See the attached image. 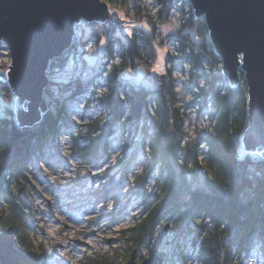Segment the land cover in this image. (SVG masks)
<instances>
[{"label": "trees", "instance_id": "trees-1", "mask_svg": "<svg viewBox=\"0 0 264 264\" xmlns=\"http://www.w3.org/2000/svg\"><path fill=\"white\" fill-rule=\"evenodd\" d=\"M105 1L112 4L119 0ZM120 1L126 4L131 0ZM155 1L152 7L138 5L136 8L138 13L143 11L139 14L151 31L138 26L127 38L116 33L105 41L102 53L108 55L106 59L112 64L104 90L96 97L110 119L104 123L101 122L104 119L95 117L89 122L92 131L74 135L71 147L72 153L82 159L96 160L99 156L101 159L108 149L107 135L114 127L123 123L137 126L143 121L149 123L141 140L148 163L137 179L145 184L153 178L154 195L145 203L140 216L121 229L120 235L126 244L120 250L123 256L108 258L103 253L89 256L85 264H123L135 248L139 250L158 227L164 224L165 228L167 223L171 224V233L177 239L175 246L178 247L181 239L190 240L184 250L179 249L182 264H247L256 244L264 255V157L254 152L242 155L249 125L245 73L240 72L238 85H231L223 72V60L215 50L207 22L196 15L190 0ZM179 3H188L190 7L174 35L162 39L160 24ZM95 23L104 27L101 22ZM96 31L93 28L92 32ZM89 40L83 35L80 39L75 37L67 52ZM168 44L172 49L165 51L164 69L157 71L158 46L165 50ZM185 63L191 65L194 78L198 75L204 78L203 84L192 85L196 88L198 114L203 116L211 109L215 118L211 130L195 137L189 136L186 124L189 114L177 91L176 69ZM60 64H63L61 56L50 61V67ZM139 69L145 73L148 83H137L126 75ZM79 79L72 82V85L76 82L75 88L67 90L74 89L75 94L90 89ZM0 90L3 97L10 96L4 90L13 93L10 84L1 79ZM6 100L5 113L0 116V227L12 226L17 247L29 255L32 264H42L46 247L42 242L36 243L30 233L33 221L27 165L31 157L39 155L42 143L55 134L61 120L73 125L75 122L70 120L65 103L56 96L52 97L55 110L49 105L39 124L22 126L15 117L12 98ZM201 144L206 149L204 160L199 157ZM125 161L124 157L118 161L117 172L105 171L109 185L104 191L117 183V173L120 178L127 175L129 163L126 168L127 163L121 165ZM190 249L193 259L187 254ZM138 258L142 260L144 255L138 252Z\"/></svg>", "mask_w": 264, "mask_h": 264}, {"label": "rangeland", "instance_id": "rangeland-1", "mask_svg": "<svg viewBox=\"0 0 264 264\" xmlns=\"http://www.w3.org/2000/svg\"><path fill=\"white\" fill-rule=\"evenodd\" d=\"M154 3L155 0H131L126 4L120 0L113 2L110 4L111 9L119 18V24L113 30H106L99 24L86 20L78 26L76 24V39H80L83 35L84 39L90 38V40L86 44L78 43L70 52L63 54L61 66L49 67L51 82L48 87L49 92H45L48 106L51 105L52 110H55L52 97H60L65 103L70 120L75 124L61 120L62 123H58L55 134H51L49 139L42 143L39 155L31 157L27 165V191L33 221L30 233L36 243L42 242L46 247L42 264H46L49 258H55L54 260L61 264H85L89 256L96 257L103 253L108 258L123 256L120 250L126 244L124 238H121V229L133 223L138 215L140 216L145 203L154 195L153 178L145 184L139 183L137 179L148 163V154L143 149L141 140L146 134L145 131L149 129V123L143 121L139 126L123 123L114 127V131L107 135L109 145L101 159L100 156L96 160L82 159L71 151L74 135H83L92 131L89 122L95 117L104 119L101 121L104 123L110 119V115L96 97L104 90L108 68L112 64V61L106 59L108 55L102 53L105 41L108 40L109 35L116 33L127 38L129 34L138 30V26L151 31L144 17L139 14L143 11L138 13L136 8L138 5L145 8L152 7ZM189 7L188 3L185 5L179 3L175 6L174 9L180 11L179 26L164 31V25L170 23V17L174 15L171 12L165 22L160 24L159 34L162 39L174 35ZM93 28L97 31L92 32ZM193 33L196 35L195 32ZM166 47L162 50L163 48L158 46L157 71L164 69L165 51L172 49L169 44ZM0 58L2 63L7 61L12 63L10 52L4 42L0 43ZM179 67L176 69V72L181 73L177 76L178 88L189 114L186 124L189 136L195 137L199 133L203 134L206 130H211L215 118L211 109H207L203 116L197 112L198 98L194 91L196 88L193 89L192 85L196 82L202 84L204 78L199 75L194 78L195 72H192L188 63H185L184 67ZM126 75L137 83L147 82L145 73L141 69L129 71ZM78 78H81L79 79L81 83H85L90 89L74 94V89H67L75 88L77 84L75 82L72 85V82ZM1 92L0 90V116L5 113L4 105L9 97L12 98L15 110L17 97L11 91L4 90V93H10L9 97L4 96V98ZM189 96L191 99H188ZM152 108L155 109L154 104ZM200 146L199 157L204 160L206 149L202 144ZM262 150L263 148H259L258 151ZM246 152L248 151L244 146L242 155ZM255 153L260 154V152L253 154ZM122 157L126 158V161L121 165L127 163L126 168L129 163L127 175L120 178L117 173L115 178L117 183L110 185L104 191L109 185L108 178L104 176L105 171L117 172L120 168L118 161ZM174 240L177 239L173 237L171 228L166 230L162 224L150 240L142 243L138 252L143 254L144 258L152 252H158L163 258L162 264H182L179 251L184 250V245H189L190 240L181 239L179 241L181 245H178L180 248L175 246ZM151 249L154 251L150 252ZM159 251H163L164 254ZM187 254L191 259L194 258L191 249ZM253 258L256 259L257 264H264V255L260 252L258 244L251 251L247 264H250ZM115 260L120 262L119 259Z\"/></svg>", "mask_w": 264, "mask_h": 264}, {"label": "water", "instance_id": "water-1", "mask_svg": "<svg viewBox=\"0 0 264 264\" xmlns=\"http://www.w3.org/2000/svg\"><path fill=\"white\" fill-rule=\"evenodd\" d=\"M198 17H204L223 72L238 85L244 71L249 92V125L244 134L248 152L264 157V0H190ZM114 14L105 0H0V42L6 43L12 63L0 70L16 97L20 125L41 122L49 106L45 91L50 85V61L71 48L76 24L83 20L104 23ZM170 223L165 224L169 230ZM2 264H32L16 244L13 227H0ZM153 252L138 259L135 248L123 264H162Z\"/></svg>", "mask_w": 264, "mask_h": 264}, {"label": "built area", "instance_id": "built-area-1", "mask_svg": "<svg viewBox=\"0 0 264 264\" xmlns=\"http://www.w3.org/2000/svg\"><path fill=\"white\" fill-rule=\"evenodd\" d=\"M118 24H119L118 15L114 13L107 21H105L103 23V26H104V28L106 30H113L115 27H117ZM1 58H0V65L2 67V71L7 72L8 68L10 67L9 64L11 63V61H7V63H5V62L2 63L1 62L2 61ZM47 258H49V257H47ZM54 259H52V258L50 259L49 258V260H48V262H46V264H61V262L55 261Z\"/></svg>", "mask_w": 264, "mask_h": 264}, {"label": "clouds", "instance_id": "clouds-1", "mask_svg": "<svg viewBox=\"0 0 264 264\" xmlns=\"http://www.w3.org/2000/svg\"><path fill=\"white\" fill-rule=\"evenodd\" d=\"M156 11H159V9H156ZM172 12L174 13V15H172L170 17V23L164 25V31L165 32H167L170 28H176L179 26V19L178 18L180 16V11L173 9ZM175 75L180 76L181 73L176 72ZM201 83L203 84L204 81H201ZM177 91H180V89L178 88ZM188 99H191V97L189 96ZM149 191H151V189H149ZM250 264H257L256 259L255 258L251 259Z\"/></svg>", "mask_w": 264, "mask_h": 264}, {"label": "bare ground", "instance_id": "bare-ground-1", "mask_svg": "<svg viewBox=\"0 0 264 264\" xmlns=\"http://www.w3.org/2000/svg\"><path fill=\"white\" fill-rule=\"evenodd\" d=\"M228 78V77H227ZM230 82V81H229Z\"/></svg>", "mask_w": 264, "mask_h": 264}]
</instances>
